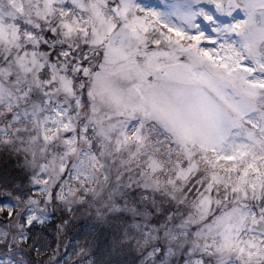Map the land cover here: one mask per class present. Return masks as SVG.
<instances>
[{"label": "snow or ice", "instance_id": "snow-or-ice-1", "mask_svg": "<svg viewBox=\"0 0 264 264\" xmlns=\"http://www.w3.org/2000/svg\"><path fill=\"white\" fill-rule=\"evenodd\" d=\"M0 264H264V0H0Z\"/></svg>", "mask_w": 264, "mask_h": 264}]
</instances>
